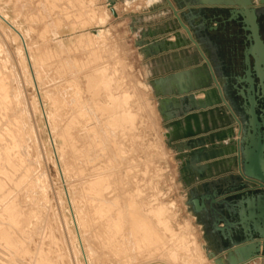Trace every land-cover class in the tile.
<instances>
[{
    "label": "rangeland",
    "instance_id": "374dc122",
    "mask_svg": "<svg viewBox=\"0 0 264 264\" xmlns=\"http://www.w3.org/2000/svg\"><path fill=\"white\" fill-rule=\"evenodd\" d=\"M145 1L146 0H116L114 4V9L116 12H118L116 14L117 15L119 14V15L114 16L111 12V6L109 4V0H0V11L6 17H8L10 21H12V23L25 36L26 44L29 47L28 48L29 55H30L31 62H32V64H30V61L28 60L22 40L11 29V27L0 18V65H1L0 69L1 71L3 70V72H5V73L1 72V78L3 79L7 78V80L4 79L5 81L3 79L2 80H3V83H5L6 87H8L7 88L8 90L9 88H11L9 90V94H10L9 97L11 96V98L9 99L11 100V104L13 102H14L13 104H15V105L9 104L8 105L9 107L7 106L8 108L6 109L3 108L2 110L5 112L0 110V132L4 137H6L5 139L7 140V142L9 140L12 141L13 138L8 137V136H11L10 133L7 132L8 124H9V128L13 131H14V128L18 126L17 127L18 129L17 128L15 129L17 131L13 132L15 134L17 132L16 135L18 136L17 137L15 135L16 138L13 139V142L14 143L16 142L15 145L17 144L15 148L16 151L14 150L15 152H13V154L15 153L14 157H16L15 159L17 163L20 164V166L18 164V168L16 170L14 171L10 170L11 167H9L7 163H5L6 162L5 155L3 154L4 157H2L3 155L1 154L4 152V150L3 149L1 150L0 156L4 159L2 158L0 159V166H1L0 173H2L0 174V177L2 176L1 177L2 180L5 181L4 186L8 185L7 187H9L12 185L11 187H9V189L4 187L3 194H5L6 197H3L4 195L2 193H1L2 195L0 196V203H1L0 206L2 205L1 207L2 208L4 207L3 208L4 212L2 211V209H0V212H1L0 229L2 230V232L4 230V232L7 233V234L4 233L3 235L0 230V237L2 238V239L0 238V255H1L0 263L2 262L1 264H6L7 262L8 264H24V263L25 264L26 263L27 264H37L38 263L37 261L39 260L40 261L38 264H86L85 257L82 253V244L78 238L75 222L73 221L74 217L71 213L72 208L70 209V204L67 199L66 190H65L66 187L69 190V194L72 199V207L75 211L76 218L78 219L80 231H82L81 234H82V237L84 238L83 243L86 248L89 264H95V263L97 264L96 262L97 259H102V260H98L100 262V263L98 262V264H122L121 261L123 260H120V259L126 260L127 257H129V259H127L128 261L127 260L123 261V264H126V263L127 264H139V263L142 264V263L150 262L149 259H151V257L149 256L141 255L139 257V255H136V253L133 250L131 251L132 253L129 252L131 247L135 249V245L134 244H132L133 246L131 245L132 239L130 238L129 234H126L130 232L129 228L127 229V227L124 228L123 233H122L123 235L120 236L121 242L119 243L118 246L119 248L121 247L122 249H124L123 251H125L126 253H130V254H126L124 252V254L121 255L122 253L119 252L120 249L118 250V253H119L118 254L116 252L117 250L113 248L114 246L111 245L110 247L109 245L108 247V243L105 242L106 228L104 224L106 223V221L103 218H99L98 215H96L97 218H95L96 216L91 210V206L94 205V203H92L90 200L88 201L89 190L87 187L88 186L87 183L89 182V180H91L92 176L94 177V175H90V174H92L93 172L94 174L97 173V171L95 170H98V169L100 171H105L106 173L107 171L110 172L113 169L110 172L112 175H110L111 177L109 176V178L110 180L112 179V181L115 179V181L113 182L110 181V182L112 186L111 188L114 189L116 192H114L112 189L111 190L112 192H114L113 194L114 195L116 194V195L115 196L112 195V192L109 190V186H110L109 184L108 188L106 189L108 190V192L105 194V197L107 196L106 198L108 199V201L112 199V201L110 202H112V204L113 203L115 204L114 206L115 208H118L119 206L123 207L125 205L126 200L123 198L129 196L128 194L129 190H130V194L135 192L137 198L138 199L140 198L141 201L144 199V201L142 202L137 199L139 202H141L140 204H142L143 207L145 206L144 209L150 210V208H152L153 206L154 207L157 206V208L158 206L165 207V209H167L168 211L165 210V213L162 212L161 215L163 216H160V217L164 218L166 212H168L166 215L167 217L170 214V219H168V226H172V227L169 228L171 229L169 230V233L174 231L177 234H179L178 235L179 237L180 235H182V238L180 239H178L179 237L177 238L179 243L181 242L180 240L185 238V240H183L184 242L182 241L180 243V244L185 243V244H182V246L189 244L188 246L192 247V245L194 246L193 240H196L199 243V246L201 250L203 251L204 256L207 259H210L208 260L210 263L206 260V264L208 263L216 264L214 262V259L208 257V254L206 250L204 249L203 243L206 238V234L204 233L205 230L203 226L200 224L199 218H197L196 215L194 214L192 205L189 204V201H188L189 200L188 192L185 186V180L188 177L186 175V167L182 166V163H181L182 160L183 162L185 161L186 155L182 151L179 152L177 150V146L174 144L175 142L174 141L170 142V139H168V137H166L165 135L169 122L166 116L162 113L156 93L152 89L151 84L148 81L147 74H146L147 72L146 61H145L143 54H141L139 47L136 43L137 38H138V33H136L135 31L136 29H138L137 27L139 25L144 27L146 24H149V23L148 22H129V20H126V14L127 15L136 14L137 12L141 11L145 6ZM127 2H129L130 4L127 5ZM133 24L136 25V28L132 27ZM182 29L184 30V28ZM50 52L52 53L49 54ZM94 57L96 59H94ZM101 67L104 68L107 71L108 76H110L114 80L113 82L115 83L113 85L114 87L116 86L115 87L116 90L118 91H128L129 90L128 93H132V94L134 93L135 95H137V99L138 98L140 99L142 106H143L142 108H144L143 110L134 108L135 111L137 110L136 112H139L138 119H137V125H136L138 130L135 128V133L137 131L139 132V134L137 133V136H136L135 133H133V131L131 132L132 137H131V134H129V136H127L128 135L127 134L126 136L127 138L130 137L129 138L130 140L127 139L125 136L123 137V134H121V132L123 133V131H121L120 128H118L119 130L114 129V128L109 129L110 126L109 125L106 126L105 122H103L105 121L104 119L105 116H103V114H100L101 113L100 111H97V108L94 103L96 101L94 100L93 97H95V99L97 97L98 100L103 101L105 100L104 92L101 91L100 96L99 95L94 96V94H90L91 93L90 89H88L94 84V82L90 81V80L94 81V78L92 77L93 75L92 73H94L93 70L95 71V69H99ZM2 74H7V76L5 75L6 76L5 77ZM34 74L38 80V87L35 85ZM8 78L11 80H9ZM6 81H8L9 83L10 81H12L11 84L13 85L8 84V82ZM122 86H123V90H122ZM200 95L201 97L204 98L203 93H200ZM41 102L44 103V106L46 108L48 120L50 122L51 131L54 136L56 145L58 147L60 163L62 165V170L65 176V179L62 177L63 175H62L59 163H58V159L53 150L51 138H50L49 131L46 125V121L41 111L42 110ZM70 103L73 105H71ZM65 104H67V106H65ZM78 106L80 107L79 109H78ZM11 108L13 109L10 110ZM1 111L3 114L1 113ZM16 111L18 112V114L16 113ZM83 111H86L85 112L86 115L83 114ZM7 112H10V113H7ZM90 112L93 113V115L96 118ZM5 113H7L8 115ZM11 113H12V116L10 117ZM73 113L74 114L76 113V114L74 115ZM14 114L17 116H15ZM4 115L6 118L4 117ZM81 116L84 119L82 118L83 120L79 121L80 124L79 123L73 124V128H72L73 130H75L74 133L72 131V138H73L72 142H74V145L77 142L76 146L79 145L77 147H80L82 140L83 139L85 140L83 136L84 131L80 132L82 131L81 129L85 130L87 134H89V130L91 127H97V130L94 128H91V131H93L92 134L90 131V134L92 135V137L94 135H97L101 130L100 134H98L101 136V138H98L99 137L98 135H97L98 137L94 136V137H97V139H99V141L97 140L98 141L97 143L95 141H93V143H89V142H92L90 139H93L91 135H89L90 138L88 140L87 139L85 141L83 140L85 142V143L83 142V144L86 147L84 145H83L84 147L81 146L80 151L85 154L86 149L88 148L86 155L80 154L81 152H79V150L78 152H76V149L74 148L75 153L76 154L78 153L77 154L78 158L79 157L81 158L80 155H82L83 159H84V156H87V158L83 161L84 163L87 160L93 161L94 157L96 158L97 157L96 155H98L99 159L96 158V160L98 161L94 160L95 164L94 162L92 163L88 162L90 164L86 162L88 165H91L92 168H95L94 170H92L90 166L88 165L86 166L85 165L86 163L80 164L82 163V160L78 161L77 155H75V153H74L75 160H72L74 163L72 162L73 165L71 164L70 158L73 157V156L71 157V154L73 155L71 151L72 147H70L69 146L70 144L68 145V143L65 144V140L62 137V129H64V127L69 124V119L71 122L72 120H74V118L76 117L81 118ZM13 117H16L17 121H15L16 119H14ZM18 119H20L19 120L20 122L21 120L22 122L24 121V123H18L19 122ZM99 119L101 120L103 125H105L104 127H107L105 128L106 130L103 128V125L101 124ZM85 120L87 121L89 120V121L85 122ZM94 120L99 121V123H97ZM90 121H93V123L90 124ZM14 122L20 125L16 124L17 126L15 125L16 126L15 127ZM84 122L87 125L89 123V126H88L90 127L89 129L87 128V125L83 124ZM140 122L141 123L144 122V123L141 124ZM10 124L12 125L13 129L11 128ZM98 124H101V125H98ZM79 125L83 127L80 128ZM74 126H76L77 129ZM84 126H86V128ZM100 126L102 128H100ZM102 130H103V133H102ZM104 130L107 132L108 136L106 135V133H104L105 132ZM107 130L111 132H108ZM76 132H77V135H76ZM94 132L95 133L97 132V133L94 134ZM110 134L115 135L114 138L116 137V139L119 138L120 140L118 139L117 143L114 142L115 140H113L114 139L113 137L108 138L111 136ZM116 134L118 135V137ZM133 134L135 136H133ZM74 136L75 137L78 136L76 139L78 141L74 140L75 139ZM103 136L107 137V139H104ZM108 139L113 140V141H109ZM6 140H3L4 142L2 141L3 144H5ZM101 140L103 141V144H104V141L105 142L108 141V144L105 143L103 145ZM86 141L88 142L86 143ZM99 142L102 146L99 144ZM94 143H96L97 146H95ZM118 143H120L122 146L119 145ZM117 144L119 145L120 149L116 147L118 146ZM65 145H68V148L67 146L65 147ZM104 146L106 148H109V152L106 151L107 149ZM82 147L85 148V151ZM100 147H103L101 148V150H99L101 152V153L99 152L101 155L97 153L98 151L97 149L98 148L100 149ZM0 148H3V147L0 146ZM104 148L106 149L105 151H104ZM115 148L118 149L117 152L120 153L121 156L120 154L116 152ZM68 150L69 152H71L70 156H69V152L68 153L66 152ZM111 151L113 153H111ZM90 153L91 154L95 153V155H91ZM105 153H107L106 155H108V157L105 155ZM109 154H114V155L109 156ZM17 156L18 157L20 156V158H17ZM100 157L101 158L107 157V158H104L105 159L104 160L103 158L101 159ZM26 162L28 163L26 164ZM2 163H4L7 166L4 167L5 165ZM99 163H102V164L99 165ZM126 163L127 164L129 163V164L127 165ZM1 164L4 165L3 170L5 171L8 170L10 175L12 174L11 172H13L12 174L13 176L11 180L7 178L5 176L4 171L1 170V168H3ZM24 165H25V168L28 169V171L24 168ZM67 165L69 167H67ZM79 165L80 166L85 165L86 168L87 167L89 168L87 169L85 168L87 170L85 171V169L83 170L85 166L84 167L81 166L83 171H79L81 169ZM73 166H74V169H73L74 173L77 175H75L72 172L73 170L71 171L70 169H68V168H73ZM140 166L142 168H140ZM77 167L80 169L78 170ZM21 168L23 169V171L25 170V172H23ZM29 170H30V173H28ZM21 171L26 174L24 175L22 174L21 176V173H22ZM84 171L85 173L87 172L86 177L89 178V175H90L89 179L86 178L85 176L84 177L86 179H84V177L82 176ZM17 172L18 174L19 172H21L20 175H18ZM14 174H16L17 177H15ZM32 175L36 177L34 178ZM4 176L6 177V180ZM77 176L81 178L77 179L78 178ZM112 176L114 177V179ZM23 178H26V179H23ZM15 179H17L16 182L14 181ZM21 179H23L24 181H22ZM87 179H88V182H85L87 181ZM116 179H117V182H116ZM80 180H84L83 184L85 183L87 184V185H84L85 187H87L86 189L82 188L84 186L82 185V181ZM11 181H14V182L11 183ZM18 181L23 185L19 184ZM130 181L131 182L134 181V182L131 183ZM114 182H116L117 185ZM10 183L11 185H9ZM26 183L28 184L30 183L29 184L30 186L28 184L26 185ZM65 184H67V186H65ZM130 184L133 185L131 186L132 189L129 186ZM118 185L121 189L118 188ZM18 186H22L23 189L22 187H19L18 189ZM126 187H129L130 189ZM133 187L135 188L134 192L132 191ZM20 188L23 193L19 191ZM123 188H124V191H123ZM6 189L8 190L7 191L8 193L5 192ZM84 189L85 191L84 193H82ZM15 190L19 192L18 194L22 193V195L17 196L16 195L17 192H15ZM141 192H142V195H141ZM9 194L10 195L13 194V195L10 196ZM14 194L16 195V197ZM85 194L88 196H86ZM107 194L111 195L112 197L114 196L115 199L113 200V198ZM125 194L126 196H124ZM24 195H26V197ZM117 195H120V196H117ZM9 196L14 200H16L17 198L19 201L16 200L17 202L13 203L14 200H11ZM108 196L110 199L108 198ZM22 197L24 198L22 199ZM2 199L8 200L10 202L13 201L11 202L12 205L15 204L16 208H21V209H18L20 212L22 210L26 211L27 214L25 212H23V214H21L22 212L20 213L21 219L25 220L24 224L25 223L28 224V225L23 224V226H25L24 229L21 228L23 229L22 230L23 232L20 231L21 230L20 228H17L18 226L15 228L13 227L15 230L10 229L12 228L11 227L12 220L9 219V217L6 214L4 215L2 214V213H5V210L8 206V203L6 202L8 201L2 200ZM118 199H120L121 201ZM4 201L6 203L5 206H3L5 204ZM116 202L119 204V206H117L118 204H116ZM20 204L24 207V209H22L23 208L22 206L18 207L20 206ZM25 204L29 206H25ZM87 204L91 206L88 207ZM26 207H28L29 209ZM87 207L89 210L87 209ZM83 210L85 211V213ZM33 211H34V214H33ZM88 214L92 215L93 217L92 218L86 217L88 216ZM24 215L25 216L28 215V216L25 217ZM28 217L31 219H28ZM88 218H90L91 221ZM93 218H95L94 221L92 220ZM29 220H30V223H28ZM5 222H7V224H10L9 228H8V225L6 226L8 230L10 229V232L6 230L7 228L3 227L6 225ZM89 222H91L94 230L89 229V228H92L91 224H88V229H87V226H85ZM83 223L85 225H83ZM178 228H180L181 230ZM26 229L28 230V232L27 231L25 232ZM12 230L13 232H11ZM16 230H17L16 232L17 234L19 233L18 231H20L18 235L16 233L14 234V231ZM97 230L101 236L97 234L98 233ZM87 232L89 233L88 234L89 236H87ZM9 233H11L12 235ZM13 234L15 235L14 240L13 238H11L14 236ZM7 235L11 236L9 237L10 240H7L8 239ZM20 235H22V238H24V240L21 238ZM51 235H54V237ZM18 236L21 241L18 240L19 239ZM24 236H26V238ZM43 238L45 240L46 238H48L49 240L45 241ZM96 238H99V239H96ZM17 240H18L17 245L18 244L21 246L23 245L24 247L26 246V248L24 249L23 246L21 247L19 245L17 247L16 242H15ZM27 240L29 244L26 243ZM19 241L21 242V244ZM97 241L99 242L101 241V243L98 244L99 242L97 243ZM12 242L13 244L14 243L15 244L13 245ZM93 244H95V246ZM123 244H125V246ZM100 245L102 247L103 246H106V247L102 248ZM12 246L13 247L15 246L14 247L15 249H13ZM20 247L21 249H19ZM91 247L93 248L92 251H91ZM126 247L128 248L126 249ZM183 247H186V246H183ZM23 249L24 251H22ZM17 250H20L21 253ZM111 252L113 253L111 254ZM19 254H22V255H19ZM107 254H110L111 257ZM113 254L115 255L117 254V256H112ZM101 255L103 258L101 257ZM97 256L101 258L96 259ZM161 256H165V255L161 254ZM10 257H13V258H10ZM162 258L166 260L165 262L168 264L169 261H167L166 256ZM144 259H147L148 261L146 260L144 261ZM159 259L161 260L160 256H159ZM163 259L161 260L162 262L159 260L157 264H160V263L166 264ZM3 260L6 263H4ZM132 261L134 262L132 263ZM11 262H14V263H11Z\"/></svg>",
    "mask_w": 264,
    "mask_h": 264
},
{
    "label": "crops",
    "instance_id": "0c3cea01",
    "mask_svg": "<svg viewBox=\"0 0 264 264\" xmlns=\"http://www.w3.org/2000/svg\"><path fill=\"white\" fill-rule=\"evenodd\" d=\"M171 1L178 9L182 20L194 32V29L202 22L193 21L192 15L195 16L205 6L200 5L199 0ZM129 4L127 2V5ZM126 20H129V22L149 23L144 27L139 25L135 31L138 33L136 43L146 61L148 81L156 93L162 113L166 118L170 114L174 117L181 114L182 109H184L183 103L186 102H182V97L178 94L179 82L173 77V74L188 70L190 76L187 77L185 75L181 83L187 87H189V83L194 85L195 76L200 79L207 77L209 74L204 59L196 46L188 40L186 32L179 27L178 21H176L166 0H146L144 8L136 14H126ZM132 27L136 28V25L133 24ZM177 33L180 36V40H183L181 42H184L180 46L175 44L176 38L174 36ZM165 40L173 45L164 49ZM198 42L206 56L212 61L204 44L201 41ZM217 64L219 65V63L212 61L214 68ZM192 70L195 72L193 73ZM233 74L225 73L226 76ZM225 75L222 74L221 77H218L224 91L227 90V77ZM210 86H214V84L211 82L209 86L203 89L206 90ZM202 90L193 92L197 100L203 98L200 95ZM221 108L226 113H216L214 116L220 127L211 131L213 134H218L219 137L224 136L222 141H219L215 136V142L219 146L218 149L229 148L231 144L236 145L239 129L238 124L230 116V112L226 108L224 109L222 105ZM220 118L222 122L228 121L229 124L222 126ZM167 120L170 122L169 119ZM207 135L208 133L200 135V137ZM183 142L179 141L174 144L181 145ZM202 148H205L206 153L213 150L210 142H207ZM177 150L180 152L178 147ZM194 150L182 147V152L186 155L185 163L180 160L182 166L186 167V175L188 177L185 180L188 201L205 230L204 249L207 253L215 252L217 257L226 260L228 259L229 251L240 244H244L245 236L240 225V217L236 211L241 205H247L246 200L256 199L251 203L253 206L251 208V218L247 219V223L252 228L254 235L258 236V231L264 229V190L249 185L241 177L236 162L238 155L236 151H229L222 157H215L214 159H207L206 154L199 153L200 160H196L193 156ZM195 197H198L204 203L201 211H196L191 203V200ZM230 236L233 241L230 240ZM226 264L228 263L226 262ZM247 264H264V256Z\"/></svg>",
    "mask_w": 264,
    "mask_h": 264
},
{
    "label": "bare ground",
    "instance_id": "6f19581e",
    "mask_svg": "<svg viewBox=\"0 0 264 264\" xmlns=\"http://www.w3.org/2000/svg\"><path fill=\"white\" fill-rule=\"evenodd\" d=\"M148 1V0H147ZM256 2V5L257 4H259V1L260 0H255ZM172 2V1H171ZM174 5V4H173ZM113 8H114V6H113ZM177 9V8H176ZM115 10V9H114ZM177 11H178V9H177ZM111 12H112V8H111ZM116 12V11H115ZM117 13V12H116ZM112 14L115 16V14L112 12ZM117 15V14H116ZM0 18L3 20V21H5V23L6 24H8L10 27H11V29L19 36V38L22 40V43H23V45H24V47H25V51H26V54H27V57H28V60L30 61V64H32V62H31V58H30V55H29V47L27 46V44H26V39H25V36L22 34V32L12 23V21H10L9 19H8V17H6L1 11H0ZM185 30V29H184ZM175 37V36H174ZM44 53V52H43ZM52 52H50L49 54H51ZM41 54V53H40ZM48 54V55H49ZM85 57V56H84ZM90 57V56H89ZM92 58V57H91ZM82 59V58H81ZM94 59H96L95 57H94ZM86 62V61H85ZM92 62V61H91ZM87 63V62H86ZM85 64V63H84ZM1 66V65H0ZM32 68V67H31ZM102 68V67H101ZM99 68V69H95V71L93 70V72L94 73H92L93 75H92V77L94 78V81H92V80H90L91 82H94V84L90 87V88H88V89H90V94H94V96H97V95H99L100 96V94H101V91H103L104 92V98H105V100H103V101H101V100H98V98L96 97V99H95V97H93V95H92V97L94 98V100L96 101V102H94L95 103V106H96V108H97V111H100L101 113L100 114H103V116H105V121H103V122H105V125L107 126V125H109L108 127H109V129H111V128H114V129H118V128H120L121 129V131H123V133L121 132V134H123V137L125 136L126 138H127V136H129V134H131V132L133 131V133H135V128L138 130V128L136 127V125H137V119H138V114H139V112H136L135 110H134V108L135 109H144V108H142L143 106H142V103H141V101H140V99L138 98L137 99V95H135L134 93L132 94V93H128L129 92V90L128 91H118V90H116L115 89V87H114V83L115 82H113L114 80L110 77V76H108V74H107V71L104 69V68ZM4 69V68H3ZM92 69V68H91ZM34 71V70H33ZM62 71H63V69H62ZM1 72L2 73H5V72H3V70L1 71V69H0V110H2L3 108L4 109H6V108H8L9 106V104H11V100L9 99V98H11V96L9 97V90L11 89V88H9V90L7 89L8 87H6V85H5V83H3V80L4 79H6L7 80V78H1ZM92 72V71H91ZM7 74H8V72H7ZM7 74H2V75H6L7 76ZM5 76V77H6ZM86 76V75H85ZM117 77V76H116ZM92 78V79H93ZM3 79V80H2ZM9 79V78H8ZM9 80H11V79H9ZM8 80V81H9ZM87 80V79H86ZM5 81V80H4ZM8 81H6V82H8ZM34 81H35V85L38 87V80H37V78H36V76H35V74H34ZM125 81V80H124ZM11 82L12 81H10V83L8 82V84H11ZM113 82V83H112ZM129 83V82H128ZM11 85H13V84H11ZM91 85V84H90ZM117 85V84H116ZM119 85V84H118ZM125 85V84H124ZM8 86V85H7ZM12 88H14V87H12ZM91 89H92V91H91ZM134 89V88H133ZM121 90V89H120ZM122 90H123V86H122ZM89 91V90H88ZM93 92V93H92ZM102 92V93H103ZM132 92V91H131ZM201 93H203V92H201ZM14 94V93H13ZM17 94V93H16ZM78 94V93H77ZM204 94V93H203ZM15 95V94H14ZM80 96V95H79ZM102 96V95H101ZM136 96V97H135ZM203 96V95H202ZM17 98V97H16ZM134 98V99H133ZM41 99V98H40ZM100 99H101V97H100ZM203 99V98H202ZM42 101V100H41ZM76 102V101H75ZM84 102V101H83ZM14 103V102H13ZM12 103V104H13ZM93 103V102H92ZM11 104V105H12ZM71 104V103H70ZM78 104V103H77ZM13 105H15V104H13ZM71 105H73V104H71ZM71 105H70V107H71ZM83 105V104H82ZM8 106V107H7ZM41 106H42V113H43V116H44V118H45V121H46V125H47V128H48V131H49V135H50V138H51V143H52V146H53V150H54V152H55V154H56V156H57V159H58V163H59V166H60V169H61V172H62V177L65 179V176H64V174H63V170H62V165H61V163H60V157H59V151H58V147H57V145H56V142H55V139H54V136H53V134H52V131H51V127H50V122H49V120H48V116H47V112H46V108H45V106H44V103L43 102H41ZM65 106H67V104H65ZM136 106H138V107H136ZM10 107H12V106H10ZM19 107H21V106H19ZM80 107L78 106V109H79ZM96 108H95V110H96ZM13 108H11L10 110H12ZM63 109V108H62ZM76 109V108H75ZM85 109V108H84ZM15 110V109H14ZM13 110V111H14ZM20 110V109H19ZM24 110V109H23ZM22 110V111H23ZM146 110V109H145ZM3 111V110H2ZM2 111H1V113H2ZM21 111V110H20ZM71 111V110H70ZM69 111V112H70ZM140 111V110H139ZM3 112H5V111H3ZM73 112H75V111H73ZM80 112V111H79ZM82 112V111H81ZM85 112L86 111H83V114L84 115H86L85 114ZM92 112V111H91ZM90 112V113H91ZM7 113H10V112H7ZM7 113H5V114H7ZM15 113V112H14ZM16 113L18 114V112L16 111ZM78 113V112H77ZM89 113V114H90ZM144 113V112H143ZM3 114V113H2ZM1 114V115H2ZM20 114V113H19ZM74 114V113H73ZM76 114V113H75ZM74 114V115H75ZM82 114V113H81ZM80 114V115H81ZM92 115H93V113H91ZM90 114V115H91ZM8 115V114H7ZM6 115V116H7ZM10 115V114H9ZM15 115V114H14ZM13 115V116H14ZM141 115V114H140ZM12 116V113H11V115H10V117ZM15 116H17V115H15ZM19 116V115H18ZM78 116V115H77ZM88 116V115H87ZM94 116V115H93ZM100 116V115H99ZM102 116V117H103ZM144 116V115H143ZM148 116V115H147ZM146 116V117H147ZM3 117V116H2ZM4 117H5V115H4ZM79 117V116H78ZM95 117V116H94ZM101 117V116H100ZM145 117V116H144ZM6 118V117H5ZM14 119H16V117H13ZM20 118H22V117H20ZM83 117L81 116V118H74V120H72L71 122H70V119H69V124L68 125H66L65 127H64V129H62V137L64 138V140H65V144H67L68 143V145L70 146V147H72V149H71V151H72V153H73V155L71 154V157L72 158H70V160H71V164H72V160H75V155H77L76 153H75V150H74V148L76 149V152H78V150H79V152H81L80 151V147L81 146H83L84 144H83V142L87 139H89L90 137H89V135H91L92 134V132L93 131H91V128H94V129H96L97 130V127H88L89 126V123H88V125L87 124H85V122L87 121V120H85V122L83 123V124H85V125H87V128L89 129L90 128V130H89V134H87V132L85 131V130H83V129H81L82 131H80V132H83L84 131V134H83V136H84V138H85V140L83 141L82 140V138H81V140H82V145L80 144V147H77V146H79V145H77L76 146V144H77V142H76V144L74 145V142H72V131H73V133L75 132V130H73L72 128H73V124H77V123H79V121H81V120H83L82 119ZM86 118V117H85ZM93 118V117H92ZM96 118V117H95ZM139 118H140V116H139ZM14 119H13V121H14ZM68 119V118H67ZM76 119V120H75ZM77 119H78V121H77ZM101 119V118H100ZM99 119V120H100ZM142 119V118H141ZM149 119V118H148ZM20 119H18V121H19ZM61 120V119H60ZM91 120H93V119H91ZM102 120V119H101ZM101 120H100V122H101ZM15 121H17V119L15 120ZM62 121V120H61ZM65 121V120H64ZM66 121H68V120H66ZM89 121V120H88ZM87 121V122H88ZM94 121H96V120H94ZM143 121V120H142ZM147 121V120H146ZM97 123H99V121H96ZM95 122V123H96ZM8 123V122H7ZM15 123V124H14ZM13 124H14V126L17 124V125H20V124H18V123H24V121L22 122V120H21V122L19 121L18 123H16V122H14ZM82 123V122H81ZM93 123V121H90V124H92ZM94 123V124H95ZM141 123V122H140ZM142 123H144V122H142ZM141 123V124H142ZM80 124V123H79ZM93 124V125H94ZM101 124L103 125V123L101 122ZM101 124H98V125H101ZM1 125H2V123H1ZM3 125H4V123H3ZM11 125V124H10ZM16 125V126H17ZM25 125V124H24ZM65 125V124H64ZM82 125V124H81ZM105 125H103V128L105 129V128H107V127H104ZM15 126V127H16ZM61 126H63V125H61ZM77 126V125H76ZM76 126H74V127H76ZM80 126V125H79ZM95 126V125H94ZM18 127V126H17ZM16 127V128H17ZM23 127V126H22ZM83 126H80V128H82ZM85 128H86V126H84ZM144 127V126H143ZM11 128L13 129V127H12V125H11ZM16 128H14V131H17V130H15ZM19 128H21V127H19ZM100 128H102L101 126H100ZM142 128V127H141ZM1 129H3V128H1ZM18 129V128H17ZM76 129H77V127H76ZM88 129H86V130H88ZM139 129H140V127H139ZM143 129V128H142ZM96 130H94V131H96ZM106 130V129H105ZM104 130V131H105ZM119 130V129H118ZM239 130V129H238ZM13 130H11L10 128H9V124H8V128H7V132H9L10 133V135L11 136H8V137H12L13 139H15L16 138V134H17V132H16V134L15 133H13L14 132ZM90 131H91V134H90ZM108 131V130H107ZM4 132V131H3ZM18 132H20V131H18ZM78 132V131H77ZM77 132H76V135H77ZM98 132V131H97ZM96 132V133H97ZM100 132H101V130H100ZM100 132L98 133V134H100ZM108 132H111V131H108ZM166 132H168V128H167V131ZM166 132H165V135H166ZM22 133V132H21ZM86 133V134H85ZM95 132H94V134H96ZM102 133H103V130H102ZM104 133H106V135H107V132L105 131ZM114 133H116V132H114ZM137 133L139 134V132H137L136 131V133H135V135L137 136ZM5 134V133H4ZM7 134V133H6ZM20 134V133H19ZM24 134V133H23ZM97 134V135H98ZM109 134V133H108ZM128 134V135H127ZM9 135V134H8ZM16 135V136H15ZM26 135V134H25ZM79 135V134H78ZM81 135V134H80ZM97 135H94V136H97ZM111 135V134H110ZM117 135V134H116ZM127 135V136H126ZM134 134H133V136H135ZM22 136V135H21ZM21 136H19V137H21ZM92 137V135H91V137L93 138V139H90L92 142H89V143H93V141H95L96 143L99 141V139H97V137L98 138H101V136L100 135H98L97 137ZM104 136H105V134H104ZM103 136V137H104ZM108 136V135H107ZM114 136L115 135H111L110 137H108V138H111V137H113L114 138ZM18 137V136H17ZM25 137V136H24ZM75 137V136H74ZM77 137L78 136H76L75 137V139L74 140H76L77 139ZM102 137V138H103ZM117 137H118V135H117ZM122 137V138H123ZM131 137H132V134H131ZM232 137V136H231ZM6 137H4L2 134H1V132H0V146H2L3 148H0V152H1V150L3 149L4 150V152L3 153H1L2 155L4 154L5 155V160H6V162L5 163H7V165L9 166V167H11V169L10 170H12V171H14V170H16L17 168H18V164L19 163H17V161H16V157H14L15 155V153L13 154V152H15L16 150H15V148H16V146H17V144L15 145V143L13 142V139H12V141H8L7 142V140L5 139ZM130 137H128L127 139H129ZM134 138V137H133ZM133 138H132V140H133ZM95 139V140H94ZM104 139H107V137H104ZM119 139V138H118ZM118 139H116V137L113 139V140H115L114 142H118ZM3 140H6V142H5V144H3ZM98 140V141H97ZM109 140V139H108ZM113 140H109V141H113ZM117 140V141H116ZM120 140V139H119ZM130 140V139H129ZM3 141V142H2ZM18 141V140H17ZM76 141H78V140H76ZM102 141V140H101ZM140 141V140H139ZM2 142V143H1ZM19 142V141H18ZM80 142V141H79ZM88 141H86V143H87ZM114 142H112V143H114ZM135 142H137V141H135ZM85 143V142H84ZM96 143H94L95 144V146H97L96 145ZM105 143H107L108 144V141L107 142H105L104 141V144ZM93 144V145H94ZM99 144H100V142H99ZM102 144H103V141H102ZM103 144V145H104ZM111 144V143H110ZM119 145H121L120 143H118ZM117 144V145H118ZM68 145H65V147L67 146V148H68ZM91 145V144H90ZM101 145V144H100ZM119 145L118 146H116V147H118V149H120L119 148ZM64 146V145H63ZM85 146V145H84ZM83 146V147H84ZM102 146V145H101ZM107 146H109V145H107ZM122 146V145H121ZM19 147V146H18ZM27 147V146H26ZM77 147V148H76ZM82 147V148H83ZM86 147V146H85ZM98 147H99V145H98ZM105 147V146H104ZM138 147V146H137ZM79 148V149H78ZM97 148V147H96ZM101 148H103V147H100V149L98 148L97 150V153L98 154H100L101 152L99 151V150H101ZM106 148V147H105ZM104 148V151L106 150V151H108L109 152V148H106L105 149ZM18 149V148H17ZM22 149V148H21ZM84 149V151H85V148H83ZM91 149H92V147H91ZM111 149V148H110ZM116 149V148H115ZM118 149H116V152H117V150ZM15 150V151H14ZM87 150H88V148L86 149V152H85V154L84 153H80V154H84V155H86L87 154ZM95 150V149H94ZM103 150V149H102ZM112 150V149H111ZM83 151V150H82ZM90 151V150H89ZM88 151V152H89ZM18 152V151H17ZM67 153L69 152V150L68 151H66ZM91 152V151H90ZM100 152V153H99ZM122 152V151H121ZM19 153V152H18ZM67 153H66V155H67ZM70 153L71 152H69V156H70ZM74 153H75V155H74ZM96 153V152H95ZM95 153L93 154H91V155H95ZM111 153H113L112 151H111ZM118 153V152H117ZM107 153H105V155H106ZM118 154H120V153H118ZM117 154V155H118ZM4 155L2 156V157H4ZM16 155H17V153H16ZM29 155V154H28ZM90 155V156H91ZM101 155V154H100ZM103 155V154H102ZM104 155V156H105ZM110 155H114V154H109V156ZM24 156V155H23ZM22 156V157H23ZM81 156V158H82V155H80ZM97 157V159H99V157H98V155H96ZM107 157H108V155H106ZM120 156H121V154H120ZM1 156H0V159L2 158ZM92 157V156H91ZM107 157H104V158H107ZM112 157V156H111ZM17 158H20V156L18 157L17 156ZM26 158V157H25ZM77 158H78V155H77ZM80 157L77 159L78 161L79 160H82V163H80V164H83L84 162V160L87 158V156H84V159L82 158L81 159ZM89 158V157H88ZM96 158L94 157V159H93V161H91V160H87L86 162L88 163V162H94V160L95 161H98V160H96ZM101 158V157H100ZM103 158V157H102ZM101 158V159H102ZM103 158V159H104ZM110 158V157H109ZM114 158V157H113ZM2 159H4V158H2ZM90 159V158H89ZM18 160V159H17ZM66 160V159H65ZM68 160V159H67ZM105 160V159H104ZM115 160V159H114ZM113 160V161H114ZM21 161H22V159H21ZM135 161V160H134ZM19 162V161H18ZM23 162H24V160H23ZM68 162H70V161H68ZM67 162V163H68ZM81 162V161H80ZM85 162V163H86ZM102 162H104V161H102ZM110 162V161H109ZM28 162H26V164H27ZM74 163V162H73ZM76 163H77V161H76ZM84 163V164H85ZM85 164L86 166L88 165V164H90V163H88V164ZM112 163V162H111ZM2 164H4V163H2ZM1 164V165H2ZM94 164H95V162H94ZM102 163H99V165H101ZM127 164V163H126ZM129 164V163H128ZM127 164V165H128ZM5 165V164H4ZM4 165H2V167L4 166ZM7 165H5L4 167H6ZM35 165V164H34ZM70 165V164H69ZM73 165V164H72ZM78 165V164H77ZM84 165V166H85ZM131 165V164H130ZM147 165V164H146ZM19 166H20V164H19ZM23 166V165H22ZM31 166V165H30ZM76 166V165H75ZM82 167H84L83 165H81ZM81 166L79 165V167L81 168ZM86 166L83 168V170L86 168ZM88 166H90V168H92L91 167V165H88ZM92 166H93V164H92ZM103 166V165H102ZM119 166V165H118ZM1 167V166H0ZM4 167L3 168H1V170L2 171H4V173H5V176L7 177V178H9L10 180L12 179V174H13V172H11L12 174L10 175V173H9V171L7 170V171H5V170H3L4 169ZM67 167H69L68 165H67ZM95 167V166H94ZM20 168V167H19ZM23 168V167H22ZM21 168V169H22ZM24 168H25V165H24ZM23 168V169H24ZM80 168H78L77 167V169L79 170ZM87 168H89V167H87ZM86 168V169H87ZM97 168V167H96ZM105 168V167H104ZM118 168V167H117ZM124 168V167H123ZM127 168V167H126ZM140 168H142L141 166H140ZM9 169V168H8ZM23 169H22V171H23ZM26 169V168H25ZM30 169V168H29ZM68 169H70L71 171L74 169V166H73V168H68ZM85 169V171H87ZM95 168H92V170H94ZM98 169V168H97ZM144 169V168H143ZM19 170V169H18ZM27 171H28V169H26ZM82 170V168L79 170V171H83ZM89 170V169H88ZM99 170V169H98ZM98 170H95V171H97V173H95L94 174V172L92 173V174H90V175H94V177L92 178L91 177V180H89V182H88V179L90 178V175H89V178L88 177H86V173H85V171H84V173H83V177L85 176L86 178H88L87 179V181H85V182H88L87 184H88V190H89V197H88V201L90 200L92 203H94V205H88V207L89 206H91V210L93 211V213H94V215L96 216V215H98L99 216V218H103L105 221H106V223L104 224L105 225V228H106V230H105V237H106V239H105V242H107L108 243V247H109V245H110V247H111V245L112 246H114L113 248H115V250H117L116 252L118 253V250H119V252H121L122 254L121 255H123L124 254V252L125 251H123L124 249H122L121 247L119 248V243L121 242V240H120V236L121 235H123L122 233H123V230H124V228H126L127 227V229L129 228V230H130V232L129 233H126V234H129V236H130V238L132 239L131 240V245L132 244H134L135 245V249L134 248H130V250H129V252H131L132 250L136 253V255H139V257L141 256V255H146V256H149V257H151V259H149V261L150 262H147V263H142V264H157L158 263V261L160 260L159 259V256L161 257V260L163 259L162 257H165L166 256V258H167V261H169L168 262V264H206V260L208 261V260H210V259H207L205 256H204V253H203V251L201 250V248H200V246H199V243L196 241V240H193V239H191V240H193V244H194V246L192 245V247L191 246H188V245H183V246H186V247H183L182 246V244H185V243H182V244H180L183 240H185V238H183L182 240H180L181 242L179 243V241H178V239H180V238H182V235H180V237L178 236L179 234H177L176 232H170L169 233V230H171V229H169V228H171L172 226H168V219H170V214L168 215V217L166 216L167 215V213L168 212H166V214H165V217L163 218V217H160V216H163V215H161L162 214V212H164L165 213V210H167V209H165V207H159L158 206V208H157V206L156 207H152V208H150V210H148V209H144V207H143V205L142 204H140L142 201H144V199L143 198H141V199H143L142 201L140 200V198L138 199L137 198V196H136V193L134 192V190H135V188L133 187V192L134 193H132V194H130V190H129V196L128 197H125V198H123V199H125L126 200V203H125V205L122 207V206H119V204L116 202V204H118L117 206H119L118 208H115L114 206H115V204L113 203L112 204V202H110V201H112V199L110 200V201H108V199L105 197V194L108 192V190H106L107 188H108V186H109V184H110V186H109V190L112 192V190L114 191V192H116L114 189H112L111 187V182H113V181H115V179H114V177H113V181H112V179L110 180V178H109V176L110 175H112L110 172L113 170H111L110 172H108L107 171V173L105 172V171H98ZM109 170V169H108ZM120 170V169H119ZM21 171V172H22ZM77 171V170H76ZM90 171V170H89ZM121 171V170H120ZM21 172H19V174H18V172H17V174L18 175H20V173ZM23 172H25V170L23 171ZM21 173V176H22V174L24 175V174H26V173ZM73 173H74V170L72 171ZM158 172V171H157ZM3 173V174H4ZM28 173H30V170H29V172ZM82 173V172H81ZM91 173V172H90ZM151 173V172H150ZM0 174H2V173H0ZM75 174V173H74ZM140 174V173H139ZM15 175V177H17L16 176V174H14ZM37 175V174H36ZM75 175H77V174H75ZM4 176V178H5V180H6V177ZM33 176V175H32ZM80 176V175H79ZM118 176V175H117ZM133 176V175H132ZM136 176V175H135ZM2 177V176H1ZM0 177V196L4 193L3 192V189H4V187L5 188H8L9 189V187H11L12 185H11V183L12 182H16V180L18 179H15L14 181H11V183L9 184V185H11V186H9V187H7V186H4V182L5 181H3L2 180V178ZM18 177H20V176H18ZM34 177V176H33ZM36 177V176H35ZM34 177V178H35ZM78 177V176H77ZM84 177V179H86ZM111 177V176H110ZM38 178H40V177H38ZM79 178H81V177H78L77 179H79ZM122 178V177H121ZM120 178V179H121ZM151 178V177H150ZM23 179H26V178H23ZM23 179H21L22 181H24ZM129 180V179H128ZM127 180V181H128ZM65 181V180H64ZM80 181H82V185L84 186V185H87L86 183L85 184H83V182H84V180H80ZM79 181V182H80ZM111 181V182H110ZM149 181V180H148ZM19 182V181H18ZM27 182V181H26ZM38 182V181H37ZM116 182H117V179H116ZM116 182H114L116 185H117V183ZM131 182V181H130ZM132 182H134V181H132ZM131 182V183H132ZM138 182V181H137ZM23 183H25V182H23ZM119 183H120V181H119ZM128 183V182H127ZM126 183V184H127ZM15 184V183H14ZM19 184H21L20 182H19ZM28 183H26V185H27ZM30 184V183H29ZM28 184V185H29ZM115 184H114V186H115ZM135 184V183H134ZM139 184V183H138ZM21 185H23V184H21ZM113 185V184H112ZM121 185H122V183H121ZM30 186V185H29ZM65 186H67V184H65ZM80 186H81V184H80ZM130 186V188H131V186H133L132 184H130L129 185ZM14 187V186H13ZM12 187V188H13ZM19 187H22V186H18V189H19ZM28 187V186H27ZM45 187V186H44ZM87 187H82V188H87ZM137 187V186H136ZM29 188V187H28ZM32 188V187H31ZM42 188V187H41ZM117 188V187H116ZM118 188H120L119 187V185H118ZM125 188V187H124ZM124 188H123V191H124ZM126 188H129V187H126ZM129 188V189H130ZM139 188V187H138ZM22 189H23V187H22ZM85 189L82 191V193H84V191H85ZM112 189V190H111ZM121 189V188H120ZM132 189V188H131ZM30 190H32V189H30ZM29 190V191H30ZM42 190V189H41ZM40 190V191H41ZM65 190H66V195H67V199H68V202H69V204H70V209L72 208V215H73V217H74V222H75V226H76V229H77V234H78V238H79V240L81 241V244H82V253H83V255H84V257H85V262H86V264H89V261H88V257H87V252H86V248H85V246H84V243H83V237H82V234H81V232L82 231H80V227H79V224H78V219L76 218V214H75V211H74V209H73V207H72V199H71V196H70V194H69V190L67 189V187L65 188ZM88 190H87V192H88ZM106 190V191H105ZM127 190V189H126ZM8 190L6 189V193H8L7 192ZM20 192H22L21 191V188H20V190H19ZM25 191V190H24ZM39 191V192H40ZM45 191V190H44ZM128 191V190H127ZM126 191V192H127ZM140 191H142V190H140ZM12 192V191H11ZM15 192H17V190H15ZM32 192V191H31ZM114 192H112V195H114L113 193ZM122 192V191H121ZM2 193V194H1ZM10 193V192H9ZM19 192H17V196L18 195H22V193H20V194H18ZM42 193H43V191H42ZM38 194V193H37ZM40 194V193H39ZM120 194V193H119ZM127 194V195H128ZM4 196L3 197H6V195L5 194H3ZM10 195V194H9ZM11 195H13V194H11ZM10 195V196H11ZM15 195V194H14ZM16 195H15V197H16ZM42 195V194H41ZM86 195V194H85ZM88 195H86V196H88ZM107 195H109V194H107ZM116 195V194H115ZM114 195V196H115ZM141 195H142V192H141ZM9 196V198L11 199V200H14V199H12L11 197ZM25 197H26V195H24ZM36 196V195H35ZM83 196H84V194H83ZM85 196V197H86ZM109 196H111V195H109ZM109 196H108V198H109ZM112 197L113 198V200L115 199V197ZM117 196H120V195H117ZM124 196H126V194L124 195ZM140 196V195H139ZM14 197V196H13ZM143 197V196H142ZM24 197H22V199H23ZM41 198V197H40ZM117 198V197H116ZM120 198V197H119ZM7 199V198H6ZM26 199V198H25ZM110 199V198H109ZM139 201H141V202H139ZM2 200H5V199H2ZM16 200H18L17 198H16ZM16 200H14V202L13 201H11V202H13V203H15V202H17ZM84 200V199H83ZM118 200H120V199H118ZM146 200V199H145ZM5 201H8V200H5ZM5 201H4V203H5ZM19 201V200H18ZM20 201H22V200H20ZM26 201V200H25ZM25 201H23V202H25ZM34 201V200H33ZM116 201H117V199H116ZM121 201V200H120ZM147 201V200H146ZM10 201H8V202H6V203H8V206H7V208H6V210H5V213H2L3 215L4 214H6L8 217H9V219H11L12 221H11V227L12 228H10V229H14L15 227H17V228H23L24 229V227L25 226H23V224H24V222H25V220L24 219H21V217H20V213L21 214H23V212H25L26 213V211L25 210H22L21 212L18 210V209H21V208H16V206H15V204H13L12 205V203H11ZM149 202V201H148ZM6 203L3 205V206H5L6 205ZM19 203V202H18ZM1 204V203H0ZM9 204H11V205H9ZM22 204V203H21ZM20 204V206H18V207H21L22 205ZM29 204V203H28ZM34 204V203H33ZM16 205H18V204H16ZM105 205H106V207H105ZM2 206V205H1ZM0 206V207H1ZM25 206H29V205H26L25 204ZM23 207V206H22ZM88 207H87V209H88ZM4 208V207H3ZM3 208L1 207L0 209H2V211H3ZM26 208H28V207H26ZM22 209H24V207L22 208ZM29 209V208H28ZM89 210V209H88ZM164 210V211H163ZM37 211V210H36ZM84 211V210H83ZM168 211V210H167ZM170 211V210H169ZM4 212V211H3ZM24 213V214H25ZM31 213V212H30ZM84 213H85V211H84ZM87 213V212H86ZM89 213V212H88ZM115 215H114V214ZM171 213V212H170ZM0 214H1V212H0ZM27 214V213H26ZM33 214H34V211H33ZM37 214V213H36ZM90 214H88V216H86V217H90V218H92L93 216L92 215H90ZM25 216V215H24ZM23 216V217H24ZM28 215H26L25 217H27ZM34 216V215H33ZM39 216V215H38ZM22 217V218H23ZM4 218V217H3ZM5 218H6V216H5ZM20 218V219H19ZM90 218H88L90 221H91V219ZM95 218H97V216L95 217ZM95 218H93L92 220L94 221V219ZM8 219V220H9ZM28 219H31V218H29L28 217ZM28 219H26V220H28ZM36 219V218H35ZM3 220V219H2ZM7 220V219H6ZM24 220V221H23ZM37 220H38V218H37ZM98 220V219H97ZM35 221V220H34ZM88 221V220H87ZM93 221H92V223H93ZM2 222V221H1ZM8 222V221H7ZM7 222H5L6 223V225L5 226H3L4 225V223H3V227L4 228H7L6 226L8 225V228H9V225L10 224H7ZM28 222V221H27ZM39 222V221H38ZM73 222V223H74ZM85 222H86V220H85ZM28 223H30V220H29V222ZM36 223V222H35ZM100 223H102V222H100ZM22 224V225H21ZM26 224V223H25ZM24 224V225H25ZM31 224H33V223H31ZM88 224H91V222H89V223H87V225H85L84 223H83V225H85V226H87V229H88ZM127 224V225H126ZM171 224V223H170ZM26 225H28V224H26ZM38 225V224H37ZM47 225H48V223H47ZM99 225H101V224H99ZM54 226V225H53ZM90 226V225H89ZM91 226H92V224H91ZM90 226V227H91ZM103 226V225H102ZM125 226V227H124ZM3 227H2V229H3ZM14 227V228H13ZM42 227V226H41ZM180 227V226H179ZM183 227V226H182ZM181 227V228H182ZM8 228L6 229L8 232H10V229L8 230ZM16 228V229H17ZM38 228H39V226H38ZM53 228V227H52ZM84 228V227H83ZM103 228V227H102ZM23 229H21L20 231L21 232H23L22 230ZM89 229H93L94 230V228H93V226H92V228H89ZM178 229H180V228H178ZM1 230V229H0ZM15 230V229H14ZM18 230V229H17ZM17 230L16 231H14V234L17 232ZM34 230V229H33ZM102 230V229H101ZM172 230H173V228H172ZM175 230V229H174ZM181 230V229H180ZM187 230V229H186ZM20 231H18L19 233H20ZM28 232V230L26 229L25 230V232ZM87 231V230H86ZM99 231H100V229H99ZM103 231H104V229H103ZM183 231V230H182ZM1 232H2V230H1ZM11 232H13V230L11 231ZM46 232V231H45ZM91 232H92V230H91ZM97 232H98V230H97ZM125 232V231H124ZM178 232V231H177ZM4 233H6V232H4V230H3V232H2V234L4 235ZM18 233V234H19ZM34 233V232H33ZM32 233V234H33ZM36 233V232H35ZM44 233V232H43ZM52 233V232H51ZM84 233V232H83ZM7 234V233H6ZM9 234H11V233H9ZM13 234V235H14ZM17 234V233H16ZM17 234V235H18ZM25 234V233H24ZM29 234V233H28ZM45 234V233H44ZM85 234V233H84ZM89 233L87 232V236H89L88 235ZM96 234V233H95ZM97 234H99V232L97 233ZM189 234V233H188ZM12 235V234H11ZM23 235V234H22ZM22 235H20L21 236V238H22ZM27 235V234H26ZM34 235V234H33ZM40 235H41V233H40ZM100 235V234H99ZM6 236V235H5ZM8 236V239L7 240H10L9 239V237H11L10 235H7ZM51 236H53L54 237V235H51ZM101 236V235H100ZM127 236V235H126ZM128 236V237H129ZM186 236V235H185ZM14 237H15V235L13 236V237H11V238H13V240H14ZM17 237V236H16ZM25 238H26V236H24ZM29 237V236H28ZM27 237V238H28ZM46 237V236H45ZM49 237V236H48ZM60 237V236H59ZM96 237V236H95ZM123 237V236H122ZM179 237V238H178ZM1 238V237H0ZM18 238H19V236H18ZM41 238V237H40ZM39 238V239H40ZM101 238V237H100ZM178 238V239H177ZM2 239V238H1ZM23 240H24V238H22ZM31 239V238H30ZM44 239V238H43ZM96 239H99V238H96ZM126 239H127V237H126ZM18 240H20V238L18 239ZM18 240L17 241H15L16 242V245H17V243H18ZM26 240V239H25ZM45 240V239H44ZM46 240H49L48 238H46ZM45 240V241H46ZM129 240V239H128ZM6 241V240H5ZM12 241V240H11ZM10 241V242H11ZM21 241V240H20ZM19 241V242H20ZM58 241V240H57ZM79 241V242H80ZM26 242V241H25ZM40 242V241H39ZM89 242V241H88ZM99 241H97V243H98ZM184 242V241H183ZM185 242H187V241H185ZM22 243H23V241H22ZM26 243H28L29 244V242H28V240H27V242ZM36 243V242H35ZM101 243V241L98 243V244H100ZM123 243V242H122ZM126 243V242H125ZM12 244H13V242H12ZM15 244V243H14ZM13 244V245H14ZM20 244H21V242H20ZM25 244V243H24ZM37 244V243H36ZM44 244H46V243H44ZM48 244V243H47ZM80 244V245H81ZM88 244H90V243H88ZM96 244V243H95ZM95 244H93L94 246H95ZM19 245V244H18ZM18 245H17V247H18ZM60 245V244H59ZM124 246H125V244H123ZM128 245V244H127ZM126 245V246H127ZM130 245V244H129ZM19 246H21V245H19ZM23 246V245H22ZM21 246V247H22ZM101 246V245H100ZM133 246V245H132ZM13 247V246H12ZM15 247V246H14ZM13 247V249H15ZM21 247L19 248V249H21ZM49 247V246H48ZM93 247V246H92ZM91 247V251H92V248ZM102 247V246H101ZM104 247H106V246H103L102 248H104ZM23 248L25 249L26 248V246L24 247L23 246ZM41 248H43V247H41ZM88 248H90V247H88ZM96 248V247H95ZM101 248V249H102ZM128 247H126V249H127ZM24 249L22 250V251H24ZM97 249V248H96ZM112 249V248H111ZM100 250V249H99ZM9 251V250H8ZM11 251H13V250H11ZM17 251H19L20 253H21V251L20 250H17ZM16 251V252H17ZM28 251V250H27ZM97 251V250H96ZM111 251V250H110ZM126 251H128V250H126ZM108 252H109V250H108ZM23 253H25V252H23ZM48 253V252H47ZM95 253V252H94ZM99 253V252H98ZM113 252H111V254H112ZM126 253V252H125ZM132 253V252H131ZM11 254V253H10ZM46 254V253H45ZM102 254V253H101ZM119 254V253H118ZM126 254H130V253H126ZM134 254V253H133ZM133 254H132V256H133ZM161 254H163V255H165V256H161ZM208 254V253H207ZM6 255H8V254H6ZM19 255H22V254H19ZM60 255V254H59ZM95 255V254H94ZM107 255H109L110 256V254H107ZM135 255V254H134ZM206 255V254H205ZM1 256V255H0ZM5 256V255H4ZM11 256V255H10ZM30 256V255H29ZM48 256V255H47ZM99 256V255H98ZM96 257V259L97 258H101L102 257V255H101V257ZM106 256V255H105ZM112 256H117V254L115 255V254H113ZM131 256V255H130ZM108 257V256H107ZM111 257V256H110ZM124 257V256H123ZM126 257V256H125ZM209 257V256H208ZM10 258H13V257H10ZM15 258V257H14ZM103 258V257H102ZM148 258V257H147ZM210 258V257H209ZM212 259H214V262L216 263V261H215V259L216 258H214V257H211ZM1 259V258H0ZM41 259V258H40ZM46 259V258H45ZM44 259V260H45ZM94 259H95V257H94ZM127 259H129V257H127ZM126 259V260H127ZM16 260V259H15ZM98 260H102V259H97L96 260V262H97V264H98ZM118 260H119V258H118ZM120 260H123V261H126L125 259H120ZM134 260V259H133ZM148 261L147 259H144V261ZM151 260H153V261H151ZM160 260V261H161ZM164 260V259H163ZM2 261V260H1ZM4 261V260H3ZM8 261V260H7ZM37 261V260H36ZM40 261V260H39ZM39 261H37L38 263H39ZM123 261H121L122 262V264H123ZM128 261V260H127ZM166 260H164V262H165ZM10 262V261H9ZM134 261H132V263H133ZM162 262V261H161ZM209 262V261H208ZM207 262V263H208ZM2 263V262H1ZM0 263V264H1ZM4 263H6L5 261H4ZM11 263H14V262H11ZM37 263V264H38ZM40 263H42V262H40ZM95 263V262H94ZM100 263V262H99ZM114 263V262H113ZM130 263V262H129ZM166 263V262H165ZM210 263V262H209ZM208 263V264H209ZM6 264H8V262L6 263ZM25 264V263H24ZM27 264V263H26ZM96 264V263H95ZM127 264V263H126ZM139 264H141V263H139ZM161 264V263H160ZM167 264V263H166ZM212 264H214V263H212ZM216 264H218V263H216Z\"/></svg>",
    "mask_w": 264,
    "mask_h": 264
},
{
    "label": "water",
    "instance_id": "95a60500",
    "mask_svg": "<svg viewBox=\"0 0 264 264\" xmlns=\"http://www.w3.org/2000/svg\"><path fill=\"white\" fill-rule=\"evenodd\" d=\"M166 1L178 21L179 27L185 29L188 35V40L196 46L209 70V74L205 78L198 79L195 76V84L192 85L189 83V87L181 83V80L183 81V77L185 75L187 77L190 76V72L188 70L179 71L173 74V77L179 82L178 94L182 97V102L186 103H183L184 109H182L181 114L176 115L175 117L171 114L168 116L167 119H169L170 122L168 125V132H166V137L170 139V142L174 141L177 143L179 141H184L181 145H176L180 151H182V147L195 149L193 156L196 160H200V157L198 156L199 153L206 154L207 159H214L215 157H222L224 154L229 153V151H236L238 153L236 162L239 167L241 177L249 185L264 190V142H262L260 134L256 139L255 134L251 132V127L254 122H256V114L254 111L255 99L254 96L250 94L253 90L250 55H253L256 58L257 63L259 61L257 54L264 59V41L260 37L259 26L257 23L259 22L258 18L260 13L264 10V0H260L257 5H254L252 0H199L200 5L204 6L225 4L226 6L234 7L232 10L233 17L240 15L243 18V22H247L252 26L250 29L252 31L253 41L245 52V61L248 66L246 70L247 78L245 81L249 83L247 91L248 101L250 104V107L247 109V114L250 116L247 124L249 126L247 132H243V123L231 104L232 100L230 94L227 90L224 91L220 85L210 59L202 50L200 43L193 37L190 27L182 20L179 11H177L171 0ZM115 2L116 0H109L112 12L115 16H117L113 8ZM175 38V44L177 46L184 43L181 42L183 40H180L178 33L175 35ZM172 45L173 44L169 41L165 40L164 49H167L168 46ZM192 72L194 73L195 71L192 70ZM211 82L214 86H210L204 90L203 88L209 86V83ZM196 90H202L204 93L203 99L197 100L195 98V94L193 92ZM221 105L224 109L226 108L230 112V116L239 126L236 145L231 144L229 148L226 147L224 149H218L219 146H217L215 142V136L219 141H222L224 136L219 137L218 134H213L211 132L220 127L218 121L214 117L215 114L223 112L226 113L225 110H222ZM220 120V124H222V126H226L227 123L229 124L228 121L222 122L221 118ZM207 133V136L200 137V135H205ZM207 142L211 143L213 150L206 153L205 148L202 147ZM255 200L254 198L246 200L247 205H241L236 211L240 217V225L242 226L243 234L245 236L244 244H240L233 250L229 251L228 259L226 260H223L221 257H217L215 252L208 253L210 258H216V263L226 264L227 262L228 264H247L250 261L264 256V229H260L258 231V236H255L252 228L247 223V219L251 218V208L253 207L251 203ZM191 203L194 205V209L196 211H201L204 207V203L201 202L198 197L193 198ZM230 240L233 241L231 236Z\"/></svg>",
    "mask_w": 264,
    "mask_h": 264
},
{
    "label": "flooded vegetation",
    "instance_id": "af4514ba",
    "mask_svg": "<svg viewBox=\"0 0 264 264\" xmlns=\"http://www.w3.org/2000/svg\"><path fill=\"white\" fill-rule=\"evenodd\" d=\"M252 2L254 5L256 4L254 0ZM233 9L234 7L225 4L205 6L195 16L192 15L193 21L202 22L192 34L197 41L204 44L212 61L219 63L215 68L212 65L217 78L225 73H235L231 76L225 75L227 77L226 89L230 94L231 104L243 123V132H247L250 118L247 109L250 104L247 91L249 83L245 81L248 68L245 52L253 41L250 29L252 26L243 22L240 15L233 17ZM258 21L260 37L264 41V10L260 13ZM257 58L258 63L256 58L250 55L253 79V90L250 94L255 99L254 111L256 114V122L252 125L251 132L255 134L256 139L260 134L261 140L264 142V59L258 54Z\"/></svg>",
    "mask_w": 264,
    "mask_h": 264
}]
</instances>
